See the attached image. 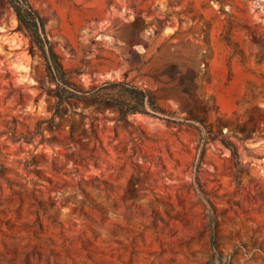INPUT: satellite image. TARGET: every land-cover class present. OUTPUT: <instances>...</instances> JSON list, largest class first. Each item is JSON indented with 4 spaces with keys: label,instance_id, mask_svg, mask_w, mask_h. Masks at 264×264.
Segmentation results:
<instances>
[{
    "label": "rangeland",
    "instance_id": "rangeland-1",
    "mask_svg": "<svg viewBox=\"0 0 264 264\" xmlns=\"http://www.w3.org/2000/svg\"><path fill=\"white\" fill-rule=\"evenodd\" d=\"M30 2L65 69L164 112L53 115L0 0V264H264V0Z\"/></svg>",
    "mask_w": 264,
    "mask_h": 264
},
{
    "label": "trees",
    "instance_id": "trees-1",
    "mask_svg": "<svg viewBox=\"0 0 264 264\" xmlns=\"http://www.w3.org/2000/svg\"><path fill=\"white\" fill-rule=\"evenodd\" d=\"M16 19V31L28 41V53H38L43 59L53 87L47 93L53 99V115L64 107H89L110 104L116 111V120L124 126H133L128 117L135 114L159 116L163 109L149 90L126 78L106 79L84 84L75 69H65L52 47L45 30V21L30 0H5ZM201 156V153H200Z\"/></svg>",
    "mask_w": 264,
    "mask_h": 264
}]
</instances>
